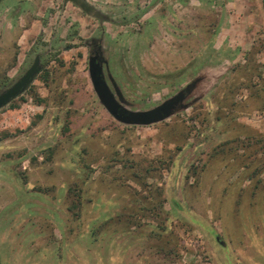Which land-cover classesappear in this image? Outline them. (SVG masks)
<instances>
[{"label":"rangeland","instance_id":"1","mask_svg":"<svg viewBox=\"0 0 264 264\" xmlns=\"http://www.w3.org/2000/svg\"><path fill=\"white\" fill-rule=\"evenodd\" d=\"M81 1L0 0V92L42 67L0 109V263L264 264L263 0ZM99 40L128 108L190 107L117 122Z\"/></svg>","mask_w":264,"mask_h":264},{"label":"water","instance_id":"2","mask_svg":"<svg viewBox=\"0 0 264 264\" xmlns=\"http://www.w3.org/2000/svg\"><path fill=\"white\" fill-rule=\"evenodd\" d=\"M70 1L78 5L86 13L98 17V13L92 12V8L83 1ZM104 66L108 70V78L111 86L106 80ZM41 69L40 57H36L31 67L15 84L0 92V109L6 107L23 94L35 80ZM89 75L94 91L102 105L117 122L126 126H151L167 120L181 110L188 109L191 103H186V100L193 92L196 83L200 81V79H196V81L188 84L175 95L154 108L148 110H132L127 107L120 87L109 72L108 62L104 59L101 48L89 57ZM217 239L219 240V237Z\"/></svg>","mask_w":264,"mask_h":264},{"label":"flooded vegetation","instance_id":"3","mask_svg":"<svg viewBox=\"0 0 264 264\" xmlns=\"http://www.w3.org/2000/svg\"><path fill=\"white\" fill-rule=\"evenodd\" d=\"M88 6H90L89 4H88ZM91 7V6H90ZM93 10H92V12H95L96 11V9H95V7H91ZM100 45H101V41L99 40V41H93L92 42V49H91V51H90V55L93 53H95L96 51H98L99 50V48H100ZM90 57V56H89Z\"/></svg>","mask_w":264,"mask_h":264},{"label":"crops","instance_id":"4","mask_svg":"<svg viewBox=\"0 0 264 264\" xmlns=\"http://www.w3.org/2000/svg\"><path fill=\"white\" fill-rule=\"evenodd\" d=\"M37 3L39 4H50L51 3V0H37ZM51 6V5H49Z\"/></svg>","mask_w":264,"mask_h":264},{"label":"trees","instance_id":"5","mask_svg":"<svg viewBox=\"0 0 264 264\" xmlns=\"http://www.w3.org/2000/svg\"><path fill=\"white\" fill-rule=\"evenodd\" d=\"M263 5H264V2H263Z\"/></svg>","mask_w":264,"mask_h":264}]
</instances>
